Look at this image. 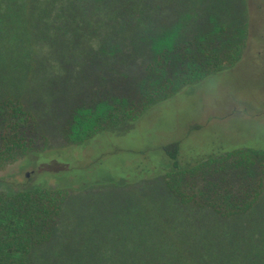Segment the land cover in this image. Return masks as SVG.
Returning <instances> with one entry per match:
<instances>
[{"label":"trees","instance_id":"obj_1","mask_svg":"<svg viewBox=\"0 0 264 264\" xmlns=\"http://www.w3.org/2000/svg\"><path fill=\"white\" fill-rule=\"evenodd\" d=\"M242 1L0 0V167L54 137L82 144L234 67L250 1L240 19L215 11ZM165 148L170 168L130 184L161 186L167 203L140 213L139 240L88 225L71 236V264H264V150L184 163L181 141ZM22 188L0 192V264H59L49 249L65 205L92 187Z\"/></svg>","mask_w":264,"mask_h":264},{"label":"rangeland","instance_id":"obj_2","mask_svg":"<svg viewBox=\"0 0 264 264\" xmlns=\"http://www.w3.org/2000/svg\"><path fill=\"white\" fill-rule=\"evenodd\" d=\"M249 1L252 30L247 52L234 67L182 88L138 120L101 131L82 144L62 145L64 141L54 137L46 150L0 167V184L4 180L10 184L0 185V192L16 191L20 185L70 191L92 187L81 192L72 206L71 200L65 205L58 242L49 249L53 262L71 264V236L88 225L112 229L115 225L112 235L130 246L133 238L139 240L135 224L140 213L167 203L161 186L130 184L170 168L166 145L181 141L184 163L238 147L264 150V1ZM242 4L214 11L228 21L233 11H241L240 19L246 11L244 0Z\"/></svg>","mask_w":264,"mask_h":264}]
</instances>
